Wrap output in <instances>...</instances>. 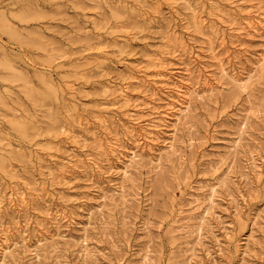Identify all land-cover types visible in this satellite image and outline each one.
<instances>
[{
    "label": "rangeland",
    "instance_id": "1",
    "mask_svg": "<svg viewBox=\"0 0 264 264\" xmlns=\"http://www.w3.org/2000/svg\"><path fill=\"white\" fill-rule=\"evenodd\" d=\"M0 199V264H264V0H0Z\"/></svg>",
    "mask_w": 264,
    "mask_h": 264
},
{
    "label": "bare ground",
    "instance_id": "2",
    "mask_svg": "<svg viewBox=\"0 0 264 264\" xmlns=\"http://www.w3.org/2000/svg\"><path fill=\"white\" fill-rule=\"evenodd\" d=\"M222 71H225V68L224 67H222ZM227 71V70H226ZM228 73V72H227ZM232 76H233V78H232ZM230 75L229 77H230V79H233L232 80V82L234 81L235 83L237 82H240L241 80H240V78H236V76L234 77V75ZM180 87V86H179ZM191 93V92H190ZM153 94H154V92H153ZM189 103V102H188ZM191 104L189 103V105L188 106H190ZM187 106V105H186ZM174 107H175V105H174ZM184 107V106H183ZM182 106H180L179 107V109H181V111L180 112H182V111H184L185 113L184 114H186V110H187V108L185 107V108H183ZM178 109V110H179ZM159 113V112H158ZM188 115V114H187ZM102 143V142H101ZM175 143H174V141H172L171 142V145H174ZM101 145V144H100ZM112 146H113V144H112ZM113 148V147H112ZM14 199V198H13ZM1 202H3V200H1L0 199V205H1Z\"/></svg>",
    "mask_w": 264,
    "mask_h": 264
}]
</instances>
